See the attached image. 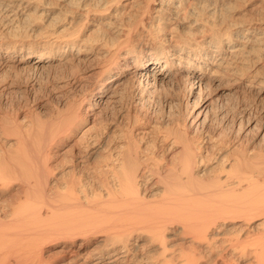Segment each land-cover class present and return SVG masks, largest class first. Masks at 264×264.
Listing matches in <instances>:
<instances>
[{"label":"bare ground","instance_id":"1","mask_svg":"<svg viewBox=\"0 0 264 264\" xmlns=\"http://www.w3.org/2000/svg\"><path fill=\"white\" fill-rule=\"evenodd\" d=\"M41 1L0 0V73L85 67L53 118H0L17 138L0 140V264H264V147L210 131L207 97L235 77L264 98V18L233 20V0H61L56 15ZM166 85L194 106L157 153L140 112ZM240 111L230 134H264Z\"/></svg>","mask_w":264,"mask_h":264},{"label":"rangeland","instance_id":"2","mask_svg":"<svg viewBox=\"0 0 264 264\" xmlns=\"http://www.w3.org/2000/svg\"><path fill=\"white\" fill-rule=\"evenodd\" d=\"M42 1H41V3L39 2L43 7L42 9H44L42 11L43 12L44 11L45 12H52L53 11L52 13H54V15L58 14L60 12L61 8H63V7L64 8H66L67 6H68V8H70L71 6L73 7V5L65 3L61 0L60 1L59 0H42ZM48 1H52V2H48ZM262 2L264 3V0H239V1L233 0V6L234 7H233V11L231 13L233 15L232 16L233 20L237 19L235 21H238L239 23H241V22H248L249 19L250 20L253 19L251 21H254L255 19L260 20V19L264 18L263 17L264 16V10H263L264 4ZM132 10L135 12L138 11L136 8H133ZM206 16L209 17L208 14H206ZM257 20H255V21H257ZM58 21H61V20H58ZM61 23H62V25H61ZM64 27L65 26H64L63 22H60V28L59 29L62 30V29H64ZM87 28L88 27L83 28L84 31L82 32V34H85V36H87L90 33V30L87 31ZM189 31L190 30L185 25H183L182 27L179 28V32H181V33L184 32L183 34H186ZM169 33L170 32H168V34ZM168 36H170V35H167V37ZM34 57L35 56H32L33 59H34ZM262 61H261L262 63L260 61L255 62V63H257L256 68L260 72L259 76L262 74V76H260L261 79L264 78V76H263L264 75V60H262ZM71 63L67 62V63H64L65 66L60 65V66L53 67L52 69L51 68L43 69L42 71L41 70L33 71L31 69L29 70V68H27V67L25 69H23L25 65L20 66V67H15L12 69L9 68V69H7L8 71L6 69H4L0 73L1 74L0 79L2 78V81H3L2 82L0 80V86H1L0 87V118L4 114H8V115L19 114V118L21 119V122L24 121L25 124L30 123L32 112H34L37 116H40L42 119H45V120L48 118H53L54 115L56 114L57 109L61 108L63 102L67 99V97H69L71 95V85L69 84V81L73 80L77 76H80V73L83 71V69L85 67L84 64H81V65L77 64L78 66L75 65L76 64L75 61H72ZM58 67H60V68H58ZM5 70H6V72H5ZM261 70H262V72H261ZM16 71L19 74L16 73ZM4 72H5V77H2ZM233 78L236 79L235 77H233ZM233 78L232 77L230 78L233 83L231 82V83H229V85H227L228 82L223 83L224 88L221 89L222 91L215 93L216 91L211 90L212 92H210V91L209 92L212 95H208L209 92H207V94H206V96L208 95L207 97H209V96L211 97V98L209 97L210 101H212L213 103L216 104V105L214 104L215 107H214V105L212 106V108L213 107L214 108H213V111L211 109L212 112H210V116H209L210 119L208 121L209 129H210V131H217L218 130L220 135H222V133H223L224 135H226V134L228 136L231 135L232 138L235 137L234 142H236V145H239V147L242 143L245 145L248 143V145L251 146V148H253V147L258 148L260 146H261L260 148H263L264 147V142H263L264 137L262 135H264V134L260 133L258 131V128H259L258 125H256L255 129H250L247 132L245 131L244 133H242L240 135V137H238L237 135L235 136V134H236L235 132L234 133L232 132V134H230L231 131L228 132L230 126L224 125L223 121H224L226 116L228 117V116H232V115H238L241 112L240 110L243 108H249L250 110H252V114L254 116H257L260 114V116L262 115L261 117L264 118V98H263V95H258L256 88L250 89V88H245L244 85L243 86L238 85V84L235 85L234 83H236V82L234 81ZM5 81H7V82H5ZM245 82H249V81L245 80ZM233 84H234V88L229 87V86H232ZM175 87L177 88V86H175ZM175 87H173V86L171 87L169 85H166V87L164 86V88L162 87V88L158 89L157 92L154 94V98H156V101H153L152 100L153 98L149 99L148 103L144 106V109L142 111L143 113L140 112L141 118H144V120L149 119L148 124L152 128L154 134H151V136H149L147 138V140L148 139L149 140H155V141L157 140L156 146L158 145V147L156 149L154 148L157 153H161V151H163V149L161 148L163 145H168V144L171 145V143H172V141L165 142L162 139L163 137H161L160 135L163 136V134H165V132L166 133L172 132V131H174L176 129L178 130V128L182 127L181 125L183 124L184 120L186 119L187 112L191 111L192 107L194 106L193 104L187 105L186 101H185L186 105H185V103L180 105L177 101H178V99H180L182 97L183 93L180 89H178V88L176 89ZM20 91H22V92H20ZM251 92H252V94H251ZM213 93H215V94L213 95ZM161 96L163 99L161 98ZM215 98H217V99H215ZM213 99H215V100H213ZM65 111L68 112V111H70V109L65 110ZM126 123H127V120L123 119V126H126ZM220 125H222V126H220ZM171 128L174 130H172ZM168 129L169 130L171 129V130L169 131ZM230 129H231V127H230ZM176 131H174V132H176ZM1 132L2 131L0 130V140L2 139V141L4 140V142L6 141V144H8L9 147L10 146L13 147V144H14V146H16V144H17V138L16 137H13V136L8 137V135H3L4 133L2 132L3 133L2 134ZM74 143H75V140L71 139L64 145V148L62 150L63 162L65 161L64 167H68L70 165V159H68V158H71L72 155L74 154V152L76 153L79 151V148H77L78 146H76L77 144L76 143L74 144ZM172 148L173 149L171 151H169V153L164 152L165 155L168 156V160H172V158H174L178 154V152L180 151V148L178 145H176L175 147L173 146ZM72 150H74V151H72ZM65 159L67 160V162ZM79 174L81 175V172H79L77 174V176L80 177ZM12 185L14 186L13 188H15V187L18 188V182H13ZM4 198L5 197L3 196V199Z\"/></svg>","mask_w":264,"mask_h":264}]
</instances>
